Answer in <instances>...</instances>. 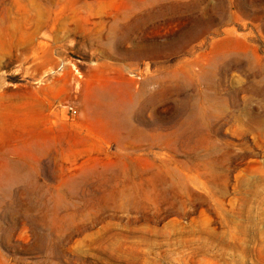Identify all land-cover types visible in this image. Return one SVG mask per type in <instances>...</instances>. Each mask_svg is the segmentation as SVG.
I'll use <instances>...</instances> for the list:
<instances>
[{
	"label": "rangeland",
	"instance_id": "rangeland-1",
	"mask_svg": "<svg viewBox=\"0 0 264 264\" xmlns=\"http://www.w3.org/2000/svg\"><path fill=\"white\" fill-rule=\"evenodd\" d=\"M0 264H264V0H0Z\"/></svg>",
	"mask_w": 264,
	"mask_h": 264
}]
</instances>
